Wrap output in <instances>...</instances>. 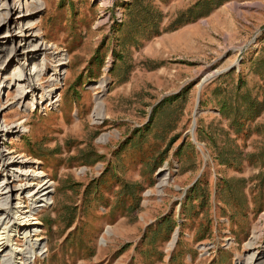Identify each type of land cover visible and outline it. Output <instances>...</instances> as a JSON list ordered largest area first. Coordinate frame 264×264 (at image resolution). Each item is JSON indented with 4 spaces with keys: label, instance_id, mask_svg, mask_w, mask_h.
Wrapping results in <instances>:
<instances>
[{
    "label": "rangeland",
    "instance_id": "1",
    "mask_svg": "<svg viewBox=\"0 0 264 264\" xmlns=\"http://www.w3.org/2000/svg\"><path fill=\"white\" fill-rule=\"evenodd\" d=\"M20 1L52 47L41 91L65 58L51 106L0 84L1 121L22 127L0 147L51 190L33 264H239L254 231L261 251L264 0Z\"/></svg>",
    "mask_w": 264,
    "mask_h": 264
},
{
    "label": "bare ground",
    "instance_id": "2",
    "mask_svg": "<svg viewBox=\"0 0 264 264\" xmlns=\"http://www.w3.org/2000/svg\"><path fill=\"white\" fill-rule=\"evenodd\" d=\"M34 2L30 1L24 6L20 0H0V32L4 28V32L0 33V43H4L2 51L0 50V75H4L7 71L9 68L7 65L16 63L10 77L2 78L0 84L2 83V87L6 85V89L16 86L18 95L15 104L18 106L28 99L29 105L35 107L43 98H47L46 106H51L56 103L50 97L54 86L65 72L63 69L65 58L63 55H54L55 66L48 80L50 89L46 92L41 91L38 82L47 68L46 59L52 47L33 34L32 20L40 11ZM106 2L103 0L101 4L104 6ZM23 22L25 27L20 29ZM12 26H19L20 31L14 33L10 28ZM39 55L45 60L43 67L37 64L38 66L34 68H28L29 65L26 62L30 58L38 59ZM7 61L10 63L6 65ZM97 87L103 88L104 82H100ZM103 116V103L101 95H98L95 97L92 119L97 122L102 120ZM21 128L19 123L8 127L0 119V142L8 133H20ZM164 181L166 180L162 179L160 187ZM50 193V185L48 182L42 183L41 174L37 173L33 162L15 158L5 153L0 147V255L2 254L0 264H33L35 256L42 253L43 246L39 240L33 244L28 240L29 237L38 233L39 223L34 221L33 212L39 207L48 205ZM26 201L31 203L30 209L25 206ZM18 236L24 240L22 248L11 244L12 239ZM259 236L257 231L252 233V237L245 244L247 255L239 264H264V256L259 258L264 254V247L260 249L261 251L258 250Z\"/></svg>",
    "mask_w": 264,
    "mask_h": 264
}]
</instances>
